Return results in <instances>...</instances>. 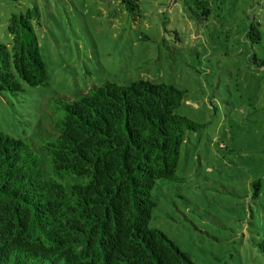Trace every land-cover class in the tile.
<instances>
[{"label":"rangeland","instance_id":"rangeland-1","mask_svg":"<svg viewBox=\"0 0 264 264\" xmlns=\"http://www.w3.org/2000/svg\"><path fill=\"white\" fill-rule=\"evenodd\" d=\"M210 2L209 18L196 21L184 0H139L134 15L118 0H0L1 43L10 42L12 13L38 12L32 24L48 76L17 99L0 94V132L26 142L47 177L51 98L71 101L106 82L182 89L175 113L199 128L184 134L181 180L152 191L149 227L195 264H264L256 246L264 237V69L250 59L264 61V25L260 44L245 38L250 22L264 21V0Z\"/></svg>","mask_w":264,"mask_h":264},{"label":"trees","instance_id":"trees-1","mask_svg":"<svg viewBox=\"0 0 264 264\" xmlns=\"http://www.w3.org/2000/svg\"><path fill=\"white\" fill-rule=\"evenodd\" d=\"M118 1L128 14L139 11V0ZM184 5L196 21L212 11L210 0ZM37 15L34 9L7 19L0 94L17 99L26 87L47 85L32 24ZM263 25H247L250 47L262 41ZM250 59L264 69L254 53ZM184 94L170 84L138 80L106 82L71 101L51 98L52 136L42 143L47 177L26 142L0 132V264H195L149 227L152 191L181 180L176 167L184 134L199 128L175 113ZM69 176L80 180L67 183ZM251 186L256 197L259 182ZM256 246L264 258V237Z\"/></svg>","mask_w":264,"mask_h":264}]
</instances>
